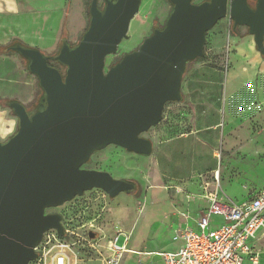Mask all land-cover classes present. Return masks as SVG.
Returning <instances> with one entry per match:
<instances>
[{"label": "water", "instance_id": "1", "mask_svg": "<svg viewBox=\"0 0 264 264\" xmlns=\"http://www.w3.org/2000/svg\"><path fill=\"white\" fill-rule=\"evenodd\" d=\"M167 1L164 26L107 70L105 59L127 39L141 0H103L102 9L91 0L82 37L73 47L64 42L56 55L10 47L28 62L43 95L31 112L9 104L18 129L0 142V264H29L43 233L64 234L61 215L47 209L93 189L110 198L134 192V183L83 166L110 145L151 154V142L141 135L161 121L166 103L181 100L186 65L203 58L206 33L219 20L246 27L264 57V0L253 6L248 0Z\"/></svg>", "mask_w": 264, "mask_h": 264}, {"label": "crops", "instance_id": "2", "mask_svg": "<svg viewBox=\"0 0 264 264\" xmlns=\"http://www.w3.org/2000/svg\"><path fill=\"white\" fill-rule=\"evenodd\" d=\"M83 1L85 0H0V47L10 49L20 45L53 56L64 42L69 46L77 44L80 38L76 43L73 40L78 33L81 37L89 24L85 16L80 17V20L74 18L76 14L73 9ZM222 28L221 34L205 52L204 58L192 63L183 75L181 100L170 107L169 116L165 118L159 132L145 139L152 144L150 161L158 179L189 184L190 189L193 188L192 181L203 178L204 175L214 173L218 176L217 170L225 156L219 150H225L230 163L235 169L244 171L246 176L245 180L235 179L230 185L223 187L222 194L218 196L224 201L239 204L264 191V57L257 52L253 37L246 27L234 29L231 22L229 25L223 24ZM229 42L231 48L227 49L225 44L228 46ZM22 59L11 50L10 53H0L2 143L18 129V118L9 104L18 103L29 112L38 106L35 105L38 96L37 78L28 71V62ZM235 125L259 127L256 132L246 131L240 134L243 139L236 137L239 140H235L234 137L227 149L224 147L225 140L234 131ZM214 159H219L217 169L212 167ZM178 170H185L187 174L180 177L172 174ZM246 187H256L258 191L244 198L248 192ZM206 196L207 194H200L192 201L188 211L175 203L157 205L153 209L148 204L141 211L139 232L136 230L132 240L127 243L128 250L133 253H126L121 264H164L156 254L174 253L179 249L182 242L174 240L175 231L179 228L188 225L197 231L195 219L208 207ZM151 197L152 193L149 198ZM235 197L240 199L234 200ZM149 198L147 197L148 200ZM182 215H188L189 218L185 219ZM160 220H165V223L158 224L161 229L160 240L144 245L141 240L142 232L154 227ZM223 223L221 217L212 216L209 229L216 230ZM164 224L167 228H164ZM135 244H140L141 249L134 248ZM249 246L258 255L256 264H264V227L249 241ZM243 264L252 263L245 260Z\"/></svg>", "mask_w": 264, "mask_h": 264}, {"label": "rangeland", "instance_id": "3", "mask_svg": "<svg viewBox=\"0 0 264 264\" xmlns=\"http://www.w3.org/2000/svg\"><path fill=\"white\" fill-rule=\"evenodd\" d=\"M202 1L204 0H196V3ZM89 3L90 0H85L81 5H78L76 9L72 7L74 10L73 13L76 14L74 18L80 20V17L85 16L89 21ZM98 6L100 9L103 8V0H98ZM170 10L171 6L167 0H141V5L137 14L130 22L127 39L122 40L114 55L106 57L105 70H107L110 65L119 61L123 55L135 51L144 39L152 35L155 29L162 27ZM231 22L232 21H230L228 17H225L219 20L213 28L206 33L203 47L204 56L205 52L212 46L213 41L216 42L217 36L221 34L223 30L222 25H229ZM75 24L77 25V23ZM68 26H70V24ZM69 30L71 31L70 28ZM224 30L226 29L224 28ZM241 31L245 30L241 29ZM79 36L80 33L77 34L73 42L76 43L79 40L78 38L82 37ZM232 37L233 36H231V38ZM226 47L227 49L231 48V42L228 43V46L225 44V48ZM200 59L202 58H198L197 61ZM191 65L192 63L189 67H191ZM41 97L42 91L38 90L35 105L40 102ZM173 103L174 102H168L164 105L161 121L156 126L149 129V131L142 134L141 137H152L159 132L165 118L169 116V109ZM258 127V125H251L250 127L249 125L248 127L246 125H235V127H233L234 131L226 137L224 147L229 149V142H232L234 137L235 140L237 139L236 137L243 139L240 134H244L246 131H248V133L256 132L258 131ZM234 133H237V136H234ZM219 151L225 156L221 160L220 169L217 170V173H219L218 176L214 173L204 175L203 178L192 181L191 184L193 188L190 189L189 184L172 183L166 179H158L150 161L152 154L150 156H139L114 145L107 146L105 149L95 152L91 156L89 162L83 166V169L104 171L115 179L130 181L135 184L136 190L131 195L122 193L115 198H110L103 191L93 189L85 192L81 197H76L72 201L65 203L61 207L47 209L45 213L61 215L63 224L75 234L85 236L86 233H94L95 236L91 238L93 242H89L90 244L87 242L78 243L72 250L77 256L78 264H103V258L106 256V253L101 246L97 249L94 248L97 247L96 243L97 245H105V241L118 230H121L129 236L128 241L132 240L134 233L139 230L138 224L143 208L148 204L149 208L153 209L157 205L175 203L188 211L192 201L194 202L200 194H203V196L211 193L221 195L222 188L230 185L235 179L245 180L246 173L235 169L230 163V157L228 153L226 154L225 150L220 149ZM237 160H239V157H237ZM218 166L219 159H214L212 167L217 169ZM172 174L180 177L186 175L187 171L178 170L173 171ZM247 189L248 195L245 194L244 198H248L258 191L256 187ZM151 193L152 197L150 199L149 196ZM147 197L150 200H148ZM235 198L234 200L240 199L238 197ZM169 215L170 213L166 215V219ZM161 223H165V220H160V223L142 232L141 240L144 245L150 241L160 240L159 234L161 229L158 224ZM165 225L166 224H164V228H167ZM168 230L171 229L169 228ZM168 230L166 229L167 234H169ZM71 238L75 240L76 236L74 235ZM64 239L69 241L68 237ZM134 248L141 249L140 244H135Z\"/></svg>", "mask_w": 264, "mask_h": 264}, {"label": "built area", "instance_id": "4", "mask_svg": "<svg viewBox=\"0 0 264 264\" xmlns=\"http://www.w3.org/2000/svg\"><path fill=\"white\" fill-rule=\"evenodd\" d=\"M207 209L195 219L197 231L188 225L179 228L174 240L182 244L174 253H159L164 264H243L245 260L252 264L258 261L257 253L249 246V241L264 227V191L257 193L252 199L234 203L224 201L217 194L206 196ZM188 219V215H182ZM212 216H219L223 224L216 230H210ZM64 234L59 236L56 230L43 233L38 245L34 248L36 258L29 264H72L74 251L72 248L81 242H93L89 233L78 235L63 224ZM76 236L72 240V236ZM68 237L69 241L64 238ZM128 236L121 230L116 231L106 241L103 248L106 256L103 264H121L126 253ZM90 244V243H89ZM150 255L151 253H139Z\"/></svg>", "mask_w": 264, "mask_h": 264}, {"label": "trees", "instance_id": "5", "mask_svg": "<svg viewBox=\"0 0 264 264\" xmlns=\"http://www.w3.org/2000/svg\"><path fill=\"white\" fill-rule=\"evenodd\" d=\"M90 2H91V0H90ZM90 4V3H89ZM88 9H89V7H88ZM171 11V10H170ZM164 26V25H163ZM162 26V27H163ZM162 27H160L159 29H161ZM234 33V32H233ZM232 33V34H233ZM76 45V44H75ZM75 45H72V46H70V47H73V46H75ZM4 52H8V53H10V49L8 48V47H6V48H2V47H0V53H4ZM203 58H204V56H203ZM23 60V59H22ZM195 61H197V59L196 60H194V61H192V62H188L187 63V65H186V70H185V73H186V71H187V69H188V67H189V65L191 64V63H193V62H195ZM26 63H27V61H25ZM28 64V63H27ZM48 65H50V66H52V67H56V68H58L59 70H61V68L55 63V62H53V61H49L48 62ZM184 73V74H185ZM38 90H40V88H39V86H38ZM41 91V90H40Z\"/></svg>", "mask_w": 264, "mask_h": 264}, {"label": "bare ground", "instance_id": "6", "mask_svg": "<svg viewBox=\"0 0 264 264\" xmlns=\"http://www.w3.org/2000/svg\"><path fill=\"white\" fill-rule=\"evenodd\" d=\"M130 236H131V234H130ZM128 237H129V236H128ZM128 239H129V238H128ZM128 253H133V251L129 250ZM72 264H78V259H77V256H76L75 253H74L73 263H72ZM253 264H256V262L253 263Z\"/></svg>", "mask_w": 264, "mask_h": 264}, {"label": "flooded vegetation", "instance_id": "7", "mask_svg": "<svg viewBox=\"0 0 264 264\" xmlns=\"http://www.w3.org/2000/svg\"><path fill=\"white\" fill-rule=\"evenodd\" d=\"M248 2L250 3V6H253L252 1H249V0H248ZM40 102H41V101H40ZM40 102L38 103V105L40 104Z\"/></svg>", "mask_w": 264, "mask_h": 264}]
</instances>
